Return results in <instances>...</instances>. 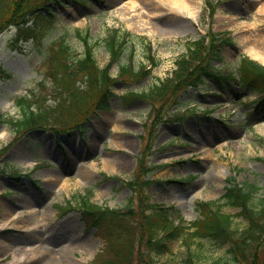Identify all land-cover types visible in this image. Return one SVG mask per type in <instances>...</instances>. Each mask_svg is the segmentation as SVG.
Masks as SVG:
<instances>
[{"label":"rangeland","instance_id":"1","mask_svg":"<svg viewBox=\"0 0 264 264\" xmlns=\"http://www.w3.org/2000/svg\"><path fill=\"white\" fill-rule=\"evenodd\" d=\"M10 1L0 0V66L9 74L0 76V113L19 118L15 100L32 93L45 95V104L57 107L49 129L15 134L0 125V247L8 246L0 248V264H183L186 247L181 239L167 236L168 230L195 221L198 204L219 199L226 178L255 184L260 189L255 201L264 196V105L254 106L258 96L236 73L240 56L246 55L241 40L264 36V0H213L210 6L207 0H182L197 17L190 20L180 12L177 24L158 17L168 15L170 0H41L38 12L34 9L25 18L34 23L36 33L24 46L14 42L15 24L3 26L4 17L13 13V8L7 11ZM212 6L210 17L206 8ZM107 29L132 36L125 54L110 67L112 77L123 61L135 70L151 63L144 42L157 66L142 80L118 77L104 111H93L95 92H81L79 83L76 88L64 81L58 98L49 95L56 88L47 76L42 81L51 67L45 58L54 51V41L64 38L80 58L84 45L76 31H87L94 58L103 67L110 60L102 43ZM207 31L214 39H230L216 48L217 58L208 63L215 74L233 77L230 86L206 76L197 89L176 92H182L177 105L171 98L130 102L131 93L147 92L166 80L188 41ZM239 100L244 104L237 105ZM186 105L196 114L187 112L182 121L175 120ZM72 123L82 124L80 133L52 137V128ZM117 156L128 159L127 168L114 163ZM146 180L150 182L142 184ZM84 195L98 208L128 214L124 226L131 235H124L129 238L124 258L115 257L103 232L81 218L77 203ZM160 207L172 222L151 232L146 216ZM221 210L233 216L234 226L244 228L246 222L235 217L237 208ZM124 226L120 224L121 231ZM161 243L162 251L168 248L163 254L157 251ZM207 249L221 256L226 246L216 249L210 243ZM254 258L261 264L262 252Z\"/></svg>","mask_w":264,"mask_h":264},{"label":"trees","instance_id":"2","mask_svg":"<svg viewBox=\"0 0 264 264\" xmlns=\"http://www.w3.org/2000/svg\"><path fill=\"white\" fill-rule=\"evenodd\" d=\"M28 0H11L9 8H13V13L9 17H4L2 22L4 27L10 24H15L17 28L14 38L15 44L20 41L26 43L28 39H34L36 27L34 24L27 26L26 16L31 14L34 9L38 12L39 8L44 5V2L38 0V4L34 5ZM23 6V10H22ZM30 6V7H27ZM6 16V14H5ZM13 20H16L13 22ZM2 24V23H1ZM79 34V31H77ZM79 39L84 44V53L80 58H76L73 50L66 42L60 41L53 46L54 51L49 62L52 66L51 71H47L56 88V98L62 94V83L66 81L70 84L69 87L76 86L79 83L81 92H95V101L93 102V111L106 110L109 106V101L114 97L112 87L117 79L112 78L109 73L110 66L118 61L126 51L127 40L131 38L127 32H121L116 29H109L106 32V37L103 39V44L110 56V63L104 68H100L93 55V45L88 42V34H79ZM22 43V44H24ZM203 38L193 42H189L186 46V53L175 61V70L172 77L158 83L147 92L135 95L132 100L147 99L151 101H167V98L174 99V105L178 104L182 96V89L186 91L189 86L197 87L203 80V76H207L205 68L201 66L204 56ZM211 57H216V52L211 51ZM156 66V64H154ZM50 72V73H49ZM238 78L243 86L249 87L254 92L264 93V67L258 63L242 57L237 66ZM6 75L5 70L0 66V76ZM147 72L135 70L121 64L119 67V77L131 80H142L146 77ZM219 85L226 82L230 86L234 80L233 77H225L224 75H215ZM79 86V87H80ZM77 88V86H76ZM122 102H125V96L122 97ZM46 101L40 100V97H35L32 93L30 98L18 97L15 104L18 107L20 117L17 119L7 118L0 113V125H5L10 128L15 134L28 133L31 130L40 128H51L48 122L51 118V113L55 107L45 104ZM263 98L256 102L257 106H263ZM55 111V110H54ZM177 121L180 120L174 117ZM81 123H72L66 128H52L51 134L58 136L61 132L69 134L70 131H80ZM150 181H142V184H147ZM152 182V181H151ZM133 185V184H130ZM259 188L253 183H239L234 177H228L223 195L214 202L199 203L197 211L198 218L191 223H182L175 225L171 230H168L167 236L181 239L185 248V256L183 264H200L206 259L213 258L211 264H256L258 251L262 252L261 264H264V196H260L255 201V194L259 192ZM78 209L81 213V218L89 224L90 227H95L97 231H101L104 240L110 244L112 254L117 258H124V247H126L127 235H131L129 229L124 226L126 212L118 210L101 209L89 202L88 197H81L78 202ZM237 208L238 212L235 217H240L246 222L244 228H239L233 224V216L222 212L221 207ZM149 207V206H148ZM153 210V209H152ZM154 213L151 211L146 218L148 220L151 232H159L161 229L169 228L172 219L168 218V214L163 209ZM161 210V211H160ZM128 217V216H127ZM153 218V219H152ZM124 226L123 230L120 229ZM127 234L125 237L124 235ZM122 237V240L119 238ZM117 239V240H115ZM159 242V241H158ZM158 242L156 244H158ZM214 247L222 248L226 246L223 255L213 256L211 251H208L209 244ZM162 243L158 245L159 253H165L168 248L165 246L162 251ZM211 252V253H209ZM107 262H104L106 264ZM205 264V263H204Z\"/></svg>","mask_w":264,"mask_h":264},{"label":"bare ground","instance_id":"3","mask_svg":"<svg viewBox=\"0 0 264 264\" xmlns=\"http://www.w3.org/2000/svg\"><path fill=\"white\" fill-rule=\"evenodd\" d=\"M170 7L168 8V12L167 13L168 15L166 16L165 13H163L162 15H159L158 17H166L168 18L167 20H169L170 23H175L177 24L178 22H181L179 21L180 18L177 17V13L180 11V10H185L186 13L188 14V17L189 18H193L196 16V11L193 9V8H190L187 4H185L182 0H170ZM133 5V4H131ZM163 26V24L161 25ZM165 26H168L165 24ZM164 27V26H163ZM255 37L252 38V39H249L247 37H245V39L243 38L240 42V47L241 49L249 55V57L261 62L264 64V36H262V34L258 33L256 35H254ZM262 36V37H261ZM116 159L114 160V163L116 165H119V166H125L126 168L128 167L129 165V161L128 159L124 158V157H120V156H117L115 157ZM55 174L52 173L51 174V178L52 179H55ZM5 207V212L7 213L9 211L8 209V206H4ZM0 248L2 249H7L8 246H1ZM20 255V254H17V256ZM15 256V257H17ZM14 257V258H15Z\"/></svg>","mask_w":264,"mask_h":264}]
</instances>
